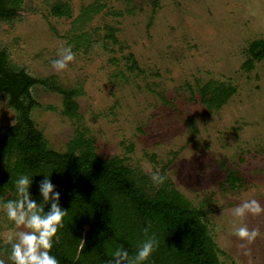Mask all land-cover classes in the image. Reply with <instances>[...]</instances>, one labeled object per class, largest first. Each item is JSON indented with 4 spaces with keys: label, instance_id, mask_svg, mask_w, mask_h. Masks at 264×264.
<instances>
[{
    "label": "rangeland",
    "instance_id": "1",
    "mask_svg": "<svg viewBox=\"0 0 264 264\" xmlns=\"http://www.w3.org/2000/svg\"><path fill=\"white\" fill-rule=\"evenodd\" d=\"M58 2L70 6L71 18L49 14ZM90 6L103 9L81 27L74 23ZM103 27L115 42L103 39ZM74 35H86L88 47L76 49ZM257 41H264V0H23L19 14L0 20V51L11 68L80 90L75 120L64 114L59 93L30 90L37 102L31 119L47 148L66 152L81 128L102 158L119 157L150 179L163 173L192 206H203L223 264H264V213L233 216L245 200L264 207V58L243 68ZM62 47L72 48L75 61L57 72L51 62ZM215 84L235 93L209 111L199 90ZM16 117L0 94V136ZM231 170L239 186L224 189ZM242 224L260 232L250 254L232 234ZM11 227L0 210V235ZM10 250L0 239L6 264Z\"/></svg>",
    "mask_w": 264,
    "mask_h": 264
},
{
    "label": "trees",
    "instance_id": "2",
    "mask_svg": "<svg viewBox=\"0 0 264 264\" xmlns=\"http://www.w3.org/2000/svg\"><path fill=\"white\" fill-rule=\"evenodd\" d=\"M22 4L23 0H8V3L3 0L0 19L13 18ZM100 9L103 6L83 9L74 23L81 27ZM49 10L55 18L72 15L70 6L61 2L51 5ZM103 28L107 33L103 39L115 42L113 30ZM70 42L79 50L88 47L89 38L74 35ZM258 49L259 53L255 54ZM248 54L250 59L243 64L246 71L252 69L253 60L264 58V41L251 43ZM127 59L131 70L135 69L132 57ZM36 85L46 86L62 96L67 118L75 120L79 116L74 99L80 90H64L52 81L11 68L6 52L0 51V94L7 97V105L17 114L16 123L0 136V203L17 198L15 181L22 175L32 179L31 196L41 203L40 184L51 178L55 191L60 193L61 208L68 211L51 251L59 264H109L110 253L120 247L135 255L146 239L145 228L159 242L145 264H223L220 249L204 223L203 206H192L167 180L156 186L148 176L124 165L119 157L102 158L81 128H76L75 138L66 152L48 149L43 134L31 119L37 102L30 90ZM199 91L201 101L212 111L220 109L235 93V88L215 84L205 85ZM239 183L237 173L231 170L222 188L234 189ZM50 207L46 205L45 212Z\"/></svg>",
    "mask_w": 264,
    "mask_h": 264
},
{
    "label": "clouds",
    "instance_id": "3",
    "mask_svg": "<svg viewBox=\"0 0 264 264\" xmlns=\"http://www.w3.org/2000/svg\"><path fill=\"white\" fill-rule=\"evenodd\" d=\"M74 61L75 53L72 48L62 47L51 63L57 72H63ZM151 179L159 186L165 182L166 177L157 170L152 173ZM31 184L32 179L28 175L20 176L15 181L17 198L0 203V210H3L7 221L12 225L0 235V239L6 246H10L8 260L11 264H59L51 251L54 241L59 239L58 233L64 227L68 211L61 208L60 193L55 191L51 178H46L40 184L41 203L32 198ZM49 204L50 210L45 212V206ZM262 213L264 207L255 199L245 200L233 209V216L241 220L248 215L257 216ZM232 234L243 242L240 247L245 249V254H250L248 246L260 236L259 229H249L246 224L236 227ZM144 235L146 239L135 255H130L122 247L116 248L110 253L112 259L109 264H145L158 248L159 242L155 234L149 236L147 228L144 229ZM0 264H6L5 260L0 259Z\"/></svg>",
    "mask_w": 264,
    "mask_h": 264
},
{
    "label": "flooded vegetation",
    "instance_id": "4",
    "mask_svg": "<svg viewBox=\"0 0 264 264\" xmlns=\"http://www.w3.org/2000/svg\"><path fill=\"white\" fill-rule=\"evenodd\" d=\"M7 3H8V0H5ZM2 5H3V0H0V6L2 7ZM6 6H8V5H6V3H5V7ZM21 11V9L20 10H17L16 11V14H19V12ZM1 20V19H0ZM2 21V20H1Z\"/></svg>",
    "mask_w": 264,
    "mask_h": 264
}]
</instances>
